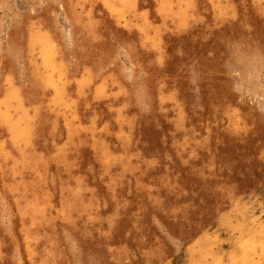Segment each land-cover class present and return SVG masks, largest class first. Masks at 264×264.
<instances>
[{
  "label": "rangeland",
  "instance_id": "obj_1",
  "mask_svg": "<svg viewBox=\"0 0 264 264\" xmlns=\"http://www.w3.org/2000/svg\"><path fill=\"white\" fill-rule=\"evenodd\" d=\"M0 264H264V0H0Z\"/></svg>",
  "mask_w": 264,
  "mask_h": 264
}]
</instances>
